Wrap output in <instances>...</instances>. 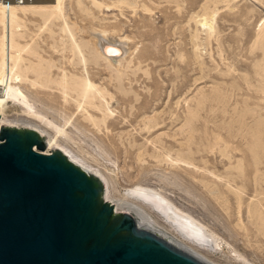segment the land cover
<instances>
[{
	"label": "rangeland",
	"instance_id": "obj_1",
	"mask_svg": "<svg viewBox=\"0 0 264 264\" xmlns=\"http://www.w3.org/2000/svg\"><path fill=\"white\" fill-rule=\"evenodd\" d=\"M135 1L136 10L103 15L95 10V20L78 11L73 1L67 4L80 41H91L98 33L93 29L115 26L116 42L128 45L117 67L127 74L122 83L126 89L110 85L114 99L100 98L112 114L108 129L77 116L75 106L64 104L55 89L39 94L26 86L48 122L14 114L9 120L32 122L52 136L61 129L57 141L109 174L117 197L137 186L165 193L175 208L216 237L217 244L211 246L197 247L187 240L209 262L264 264V37L259 36L264 0ZM213 10H219L216 37L210 42L200 33L196 40L197 21ZM29 20L25 42L34 40L45 61L61 65L59 28L37 38L39 21ZM65 57L71 58L68 50ZM108 68L91 65V74L103 73L97 84L110 83L117 68L114 62ZM52 72L57 77L56 68ZM97 112L89 110L91 115ZM131 202L182 238L173 224L140 201Z\"/></svg>",
	"mask_w": 264,
	"mask_h": 264
},
{
	"label": "water",
	"instance_id": "obj_2",
	"mask_svg": "<svg viewBox=\"0 0 264 264\" xmlns=\"http://www.w3.org/2000/svg\"><path fill=\"white\" fill-rule=\"evenodd\" d=\"M26 120L1 121L0 264H213ZM36 146V148H35Z\"/></svg>",
	"mask_w": 264,
	"mask_h": 264
},
{
	"label": "bare ground",
	"instance_id": "obj_3",
	"mask_svg": "<svg viewBox=\"0 0 264 264\" xmlns=\"http://www.w3.org/2000/svg\"><path fill=\"white\" fill-rule=\"evenodd\" d=\"M71 1H73L72 3L75 4L78 11L94 20L97 19L94 12L95 10L103 15L104 12H112L115 9H120L121 11L125 9L136 10V7L139 6L135 0H88V6L85 4V0H39L25 4H12L9 6H6L0 1V127L1 121H10L9 118L13 114L20 117L25 116L29 119L32 118L41 122H48L42 113L37 110L34 100L36 97L31 98L25 92L24 87L26 86L39 94L45 91L47 92L49 89H55L57 93L60 94L64 104L75 106L77 116L79 114H81V116L84 115L85 118L97 128H100L102 125L107 129L109 128V120H111L110 117L112 114L104 110V104L102 105L100 98L104 99L108 96L111 100L114 99V94L109 92L110 85L119 90L123 89L124 85L122 83L127 74L125 75L118 68L119 66L121 67L122 59H124H121V57H125L128 53V45L125 41L116 42V36L114 35L116 32L115 26H112L110 30L98 31L93 29L98 33L94 34L91 41H80L81 39H78L73 26L70 24L69 16L67 15V4ZM140 7H142L143 11L152 14V10L146 5H141ZM206 10L208 11V9ZM217 15H219V10H213L210 14H205L201 20L197 21V29L194 35L196 40L199 39L200 33H205L206 40L210 42L213 38V34H215L214 37H216ZM29 17L37 18L39 21L37 24L38 32L35 35L37 38L40 37L39 34H42V32L49 31L52 33L53 27L59 28L58 43H60L61 51L58 52H61L63 57V62H60L61 65L52 61H45L46 59L40 56L38 51L39 47L35 45L34 40H32V42H25V31L28 30V23L30 22ZM106 21L104 23H106ZM76 30H78V28ZM117 33L118 32L115 34ZM259 36L264 37V22L259 29ZM67 50L71 54V58L69 59L65 57ZM104 62L109 65L107 66ZM113 62L114 68H118L117 70L115 69V74L113 73V75L110 76L112 79L110 83L107 82L106 86L99 85L100 83L97 84L99 78H102L103 73L91 74V65L99 67V70L102 67L108 70V67L113 65ZM54 68L58 71V75L56 74L57 77L55 76V78L52 76ZM76 72L78 74H76ZM134 74H136V72ZM113 82L116 84L114 85ZM124 101H126V99H124ZM91 109L95 110V112L98 111L97 113H100V115L89 114V110ZM73 117H75V114H73ZM71 121L72 118L68 119V123H71ZM57 134H62L61 129L49 141L44 149L45 153L53 151L50 150L55 141H59V136ZM73 153L74 152H72V154ZM180 161L184 162V159ZM103 174L106 177L111 197L114 199L118 198L119 202L124 200L140 201L146 205L157 218L160 217L166 222L174 225L176 228L175 230L181 234L183 239L167 232L179 244L206 259L196 247H193L194 245L192 247L191 245L189 246L188 242L191 241L197 244V247L199 245H207V243L210 246L211 244L214 245L217 239L208 232L205 226L196 222L193 219L194 217H190L191 215L188 216V214H184L180 209L175 208L165 193L156 190L137 186L123 196L117 197L115 195V189L113 188L114 185H112L111 176L109 174ZM184 239H186V241L188 240V244L187 242L185 243Z\"/></svg>",
	"mask_w": 264,
	"mask_h": 264
},
{
	"label": "built area",
	"instance_id": "obj_4",
	"mask_svg": "<svg viewBox=\"0 0 264 264\" xmlns=\"http://www.w3.org/2000/svg\"><path fill=\"white\" fill-rule=\"evenodd\" d=\"M3 4L6 6L12 5V4H25L33 1H39V0H0Z\"/></svg>",
	"mask_w": 264,
	"mask_h": 264
}]
</instances>
